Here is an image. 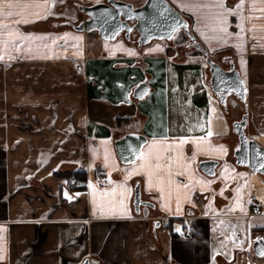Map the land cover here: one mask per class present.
Returning <instances> with one entry per match:
<instances>
[{
	"label": "crops",
	"instance_id": "crops-1",
	"mask_svg": "<svg viewBox=\"0 0 264 264\" xmlns=\"http://www.w3.org/2000/svg\"><path fill=\"white\" fill-rule=\"evenodd\" d=\"M65 1L78 10L107 2ZM124 1L139 6L145 0ZM168 1L191 20L210 54L227 50L234 57L247 87L246 132L264 147V19L244 22L241 51L239 16L228 17L232 35L222 44L204 39L201 31L211 35L209 29L181 0ZM225 3L234 8L238 0ZM55 6L46 19L27 24L0 18L25 36L47 38L16 41V51L5 46L7 30L0 29V264H264V256L250 252L253 240L264 237V177L236 164V119L220 102L215 106L202 61L192 53L177 56L165 40L138 47L123 35L105 41L96 31L46 30L41 25L55 16ZM249 14L264 16L250 13L246 0L244 15ZM253 25L255 32L249 31ZM143 81L150 92L139 100L133 92ZM131 132L147 138L145 154L165 136L206 139L200 148L181 147L172 182L163 176L162 198L156 177L150 188L143 172H133L140 159L119 161L115 141ZM203 160L218 162L214 176L200 169ZM70 171L83 172L85 183L68 187ZM137 184L142 198L154 204L139 213ZM119 185L131 190L124 193L123 208L121 197L113 206V197L101 195ZM238 188L244 211L237 207ZM169 220L176 221L177 235L165 227Z\"/></svg>",
	"mask_w": 264,
	"mask_h": 264
},
{
	"label": "water",
	"instance_id": "water-1",
	"mask_svg": "<svg viewBox=\"0 0 264 264\" xmlns=\"http://www.w3.org/2000/svg\"><path fill=\"white\" fill-rule=\"evenodd\" d=\"M86 19L78 25H72L75 31L92 32L96 31L100 38L105 41H114L124 32V37L129 40L135 31L138 35L137 44L144 46L154 40H171L174 34L182 29L190 40V44L201 51L205 56V62L209 67V86L212 92L218 97L221 105L227 104L229 96L236 97L244 104V112L240 120L233 123V128L238 136V146L234 150L236 164L249 167L254 173L264 177V169L260 165L264 163V147L254 138L247 135L246 126L248 123L247 87L234 61L230 63L229 69H224L214 61L206 48L196 39L189 27L188 20L168 0H145L141 5L124 0H107L91 5H79ZM188 27L179 26L180 23ZM173 28L176 30L173 31ZM150 92L147 82H140L133 92L136 99L142 100ZM228 111V109H225ZM147 138L140 133H127L115 141V148L119 161L124 165L133 164L138 161ZM218 162L215 160H203L200 162V169L207 176H214ZM135 210L139 213L142 206L154 207L150 201L142 198L140 185L135 187L134 194ZM160 222H157L159 226ZM154 232L156 229L154 228ZM252 243V251L256 256L258 250L264 249V237ZM85 264H88L86 261Z\"/></svg>",
	"mask_w": 264,
	"mask_h": 264
},
{
	"label": "snow or ice",
	"instance_id": "snow-or-ice-1",
	"mask_svg": "<svg viewBox=\"0 0 264 264\" xmlns=\"http://www.w3.org/2000/svg\"><path fill=\"white\" fill-rule=\"evenodd\" d=\"M183 7L187 11H193L197 14L198 20L197 22L203 25L205 28L209 29L208 33L201 31V35L204 37L205 40H216L219 43H226L227 37L231 36L232 33L228 31V17L229 16H239L240 23L237 27L240 29L239 33H236V39L240 41L239 45L237 46L241 51L243 50V41L244 37L241 35L245 31L244 22L251 21L255 19H264V16L256 17L251 14L248 16L244 15V8L246 4V0H238L237 5L234 8H228L226 6L225 0H181ZM249 4V12L252 11H260L264 13V0H247ZM55 0H0V18H13L17 17L14 21L16 25L19 24H27L30 22H35L36 19H46V14H52L51 8L54 6ZM260 5V7H258ZM16 11H13V10ZM32 9H35L32 11ZM211 21V23H210ZM179 26L188 27L186 24L180 23ZM0 29L7 30L8 39L4 41L5 46L7 47L11 44L16 51L20 50V47L17 46L16 41L19 40H46V37H28L23 35L18 27H13L12 25L6 23H0ZM176 29L173 28V31ZM199 30V29H198ZM251 32L257 31L255 25L251 29ZM55 40H52V43L55 44ZM47 47V45H45ZM31 51V48L28 49ZM50 58V57H49ZM0 59H3L0 56ZM243 63V61H242ZM215 112V109H212ZM201 130H203L204 126L201 124L199 125ZM192 129H189L191 131ZM213 132L208 130L206 133L207 137H211ZM205 136L195 137V138H187V137H178L174 141H169L168 138L165 136L162 141L154 142L153 144L148 146V152L141 153L139 159L141 161L140 165L133 170L135 174H140L143 172L147 176L148 185L151 188L153 186V178L156 177L159 188L158 190L162 194L164 193V180L163 176L166 173L169 179V183L172 182V171L171 166L173 160H176L177 168L180 167V157L182 155L180 149L184 144L193 143L197 146V148L201 147V142L205 141ZM218 151H223L222 148L217 149ZM173 152H175V157H173ZM167 154V155H165ZM165 164L168 165L165 168ZM261 169H264V163L260 165ZM133 173H129V178ZM183 172H178V175H183ZM242 175V174H240ZM185 188H188L189 185H183ZM92 187V185H89ZM118 189H120L118 191ZM131 190L128 189L124 185H119L114 187L111 192L104 191L101 193L102 196H111L113 199L110 201V204L113 206L116 204L115 197L119 196L121 199L119 200L120 205L123 208L124 201L126 197L124 193L130 192ZM237 198L236 203L237 207L241 211H244L242 204L240 203L242 200V196L240 195L241 189H237ZM95 195L93 196V204L95 205ZM251 203V201H249ZM100 209L103 210L104 204L101 203L99 205ZM114 210V208H113ZM236 209H230V211H235ZM257 242H260V238H257ZM259 255H264V249L258 250ZM2 259V256H0Z\"/></svg>",
	"mask_w": 264,
	"mask_h": 264
},
{
	"label": "rangeland",
	"instance_id": "rangeland-1",
	"mask_svg": "<svg viewBox=\"0 0 264 264\" xmlns=\"http://www.w3.org/2000/svg\"><path fill=\"white\" fill-rule=\"evenodd\" d=\"M55 5H56L55 6L56 8L54 10L55 16L47 19L45 21V23H43V25H41V27L45 28L46 30L56 31V30H59L60 28H62V29L67 28V29H70L73 31L74 29H73L72 25H78L80 22H82L86 19L84 12L78 10V8L76 7V5L73 2H67L65 0H60V1H55ZM95 35H96L95 33L93 35H90L88 42H86L87 46L91 45V42H93V38ZM154 41H152V42H154ZM187 41H188V39L186 38L185 34L180 30L174 35L173 39H171L167 44L171 45L175 50L181 49L180 52H178L176 50L177 56L182 57L185 54L192 53V55H189V56L197 58L198 60H201L203 63V66H204V59L200 55L201 52H199L198 49L196 50V48H194L193 46L187 45ZM207 51L210 54L209 50H207ZM218 55H224V54L223 53H215L213 55V58L214 57L216 58ZM203 68H204V70H206L205 67H203ZM212 99L215 102V106H217V105L219 106L218 98L213 96ZM228 109H229L228 116H230L232 119L240 120L241 115H242L241 113L243 111V105L241 104V102L236 97H234V96L229 97ZM71 181L73 182V181H75V179L73 177H70L68 182H71ZM75 184H78V183L75 181ZM258 237H261V236H258ZM256 239H254V240H256ZM251 248H252V245H251ZM250 252H251V254H254L252 249Z\"/></svg>",
	"mask_w": 264,
	"mask_h": 264
},
{
	"label": "trees",
	"instance_id": "trees-1",
	"mask_svg": "<svg viewBox=\"0 0 264 264\" xmlns=\"http://www.w3.org/2000/svg\"><path fill=\"white\" fill-rule=\"evenodd\" d=\"M186 19L188 20V22H189V25H190V27H191V20L188 18V17H186ZM137 37H138V35H137V33L135 32V31H133V33L131 34V38L128 40V42L130 43V44H132V45H135V46H138V44H137ZM163 41V40H162ZM139 47V46H138ZM178 52H180L181 51V49H176ZM218 53H223L224 55H227V50H223V51H220V52H218ZM231 58H234V57H232L231 55H229ZM203 57V56H202ZM213 58V57H212ZM203 59H204V57H203ZM204 66H205V68H206V70H205V78H206V81H207V83H208V80H209V71H208V66H207V64H206V62H205V60H204ZM242 105H243V111H242V113L244 112V104L243 103H241ZM241 113V114H242ZM249 117H250V113H249V116H248V119H249ZM67 177H73L74 179H75V181L77 182V183H80V184H84L85 183V174L83 173V172H68V173H66L65 174ZM176 221H174V220H169L167 223H166V225H165V227L168 229V231L170 232V234L171 235H177L178 233L177 232H175L174 230H173V225H174V223H175ZM186 231V230H185Z\"/></svg>",
	"mask_w": 264,
	"mask_h": 264
},
{
	"label": "flooded vegetation",
	"instance_id": "flooded-vegetation-1",
	"mask_svg": "<svg viewBox=\"0 0 264 264\" xmlns=\"http://www.w3.org/2000/svg\"><path fill=\"white\" fill-rule=\"evenodd\" d=\"M182 14V13H181ZM184 16V15H183ZM185 17V16H184ZM186 18V17H185ZM189 27H190V25H189ZM183 33H184V31L182 30V29H180ZM180 30H178V31H180ZM190 30L192 31V28L190 27ZM177 31V32H178ZM176 32V33H177ZM133 33V32H132ZM175 33V34H176ZM192 33H193V31H192ZM174 34V35H175ZM185 34V33H184ZM194 34V33H193ZM121 35H123L124 36V32L121 34ZM185 36H186V34H185ZM194 36H195V34H194ZM174 37V36H173ZM196 37V36H195ZM186 38L188 39V41H187V45H191L190 44V40H189V38L186 36ZM173 39V38H172ZM196 39L199 41V39L196 37ZM166 41V40H165ZM170 40H168V41H166V42H169ZM200 42V41H199ZM201 43V42H200ZM139 46V45H138ZM192 46V45H191ZM197 50V49H196ZM199 52H201L200 50H199ZM200 55H202L203 57H204V60H205V56L202 54V53H200ZM213 55L214 54H210V56H211V58L213 57ZM214 61H216V62H218L221 66H222V68H224V69H229L230 68V63L233 61V59L229 56V55H218L216 58L214 57V58H212ZM208 71H209V67H208ZM209 81H210V72H209V80H208V83H207V85H208V87H209V89H210V91H211V94L212 95H214L215 97H217L213 92H212V90H211V88H210V86H209ZM232 96V95H231ZM230 97V96H229ZM229 97L227 98V104L226 105H222L223 106V108H224V110L227 108L228 109V101H229ZM218 98V97H217ZM219 100V99H218ZM220 102V101H219ZM226 111V110H225ZM227 112V114H229V109H228V111H226ZM242 116V115H241ZM241 119V118H240ZM234 123V122H233ZM233 130H234V128H233ZM234 132H235V130H234ZM236 133V132H235Z\"/></svg>",
	"mask_w": 264,
	"mask_h": 264
},
{
	"label": "built area",
	"instance_id": "built-area-1",
	"mask_svg": "<svg viewBox=\"0 0 264 264\" xmlns=\"http://www.w3.org/2000/svg\"><path fill=\"white\" fill-rule=\"evenodd\" d=\"M75 184V181L68 182L67 185L68 187H72ZM254 213L258 212L256 209L253 210Z\"/></svg>",
	"mask_w": 264,
	"mask_h": 264
}]
</instances>
